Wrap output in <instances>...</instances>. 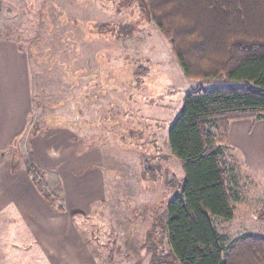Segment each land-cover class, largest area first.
Masks as SVG:
<instances>
[{"label":"rangeland","instance_id":"374dc122","mask_svg":"<svg viewBox=\"0 0 264 264\" xmlns=\"http://www.w3.org/2000/svg\"><path fill=\"white\" fill-rule=\"evenodd\" d=\"M139 4L4 0L0 43L13 40L27 54L32 107L24 132L0 150V264H49L33 242L36 224L28 205L20 212L9 200L16 196L26 201L25 187L14 193L8 188L12 178L18 186L24 184L21 163L35 156L34 182L26 173L30 185L42 199L55 200V209L64 210L61 177L51 167L60 160L58 149L81 151L82 160L88 159L82 167L100 168L103 194L89 198L86 211L72 213L91 264H151L149 242L160 238L167 250L159 219L168 199L178 193L181 171L165 130L189 89L220 80L186 77L168 39ZM34 124L45 133L31 140ZM31 149L37 156L31 152L28 157ZM44 149L57 158L53 163L39 159ZM239 157L226 153L241 175L234 217H213L218 232L229 240L245 232L264 235V201Z\"/></svg>","mask_w":264,"mask_h":264},{"label":"trees","instance_id":"16d2710c","mask_svg":"<svg viewBox=\"0 0 264 264\" xmlns=\"http://www.w3.org/2000/svg\"><path fill=\"white\" fill-rule=\"evenodd\" d=\"M137 1L186 77L220 80L189 89L168 126L166 143L181 178L159 219L168 248L161 238L149 242L151 264H264V235L229 240L213 223L234 217L241 190L235 160L226 158L229 123L264 119V0ZM43 133L34 124L30 137ZM37 166L33 157L21 163L33 182ZM42 197L55 208V200Z\"/></svg>","mask_w":264,"mask_h":264},{"label":"crops","instance_id":"0c3cea01","mask_svg":"<svg viewBox=\"0 0 264 264\" xmlns=\"http://www.w3.org/2000/svg\"><path fill=\"white\" fill-rule=\"evenodd\" d=\"M3 3L4 0H0V6ZM31 88L27 54L19 50L13 40H3L0 43V150L10 145L24 132L32 107ZM168 126L165 130V139ZM226 146V153L229 151L233 157L239 154L251 179L250 182L259 189L264 201V119L232 120L229 123ZM49 151V149H44L39 154V159L53 163V160L57 158H50ZM72 151L58 149L57 157L59 156L60 160L51 166L53 173L61 177L58 179L63 188L64 210L50 208L49 204L39 196L36 188L30 185V178L21 169L19 172L24 184L18 186L12 178L8 188L9 192L13 191L14 193L16 189L21 190L25 187L26 201L18 199L16 196L9 200L16 204V208L20 212L28 205L26 209L28 213L32 214L34 217L32 222L36 224H32V235L36 238L33 242L41 252L47 255L49 264L94 263L84 247L81 230L74 228L72 213L78 209L86 211L90 202L103 194L102 176L100 168L90 167V164L87 165L89 169H85V165L82 167V163L88 159L82 160L81 151ZM31 152L37 156L36 149H31ZM10 161L12 162L9 158L8 167L13 169L15 163L10 164ZM3 165L7 166L5 162ZM74 173H79L80 176L74 175ZM237 177H239L241 185V175L237 176L236 174ZM91 197L92 200L89 201ZM7 202L6 199L5 204ZM23 204L25 205L23 206Z\"/></svg>","mask_w":264,"mask_h":264}]
</instances>
